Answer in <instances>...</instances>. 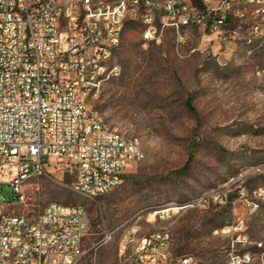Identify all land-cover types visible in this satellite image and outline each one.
I'll list each match as a JSON object with an SVG mask.
<instances>
[{"label": "rangeland", "instance_id": "1", "mask_svg": "<svg viewBox=\"0 0 264 264\" xmlns=\"http://www.w3.org/2000/svg\"><path fill=\"white\" fill-rule=\"evenodd\" d=\"M258 23L257 33L250 18H232L218 34L192 27L182 41L165 30L158 42H145L142 26L126 23L115 53L120 74L92 106L108 128L139 140L143 158L112 192L92 200L72 190L74 168L53 161L23 184L21 201L7 211L34 219L52 203L83 207L90 231L78 264H129L131 229L136 237L167 232L173 258L227 264L230 251H250L252 264H264L261 251L236 243L243 236L264 242V200L254 195L264 188V22ZM190 154L188 173L174 175ZM212 195L226 196L227 204L174 207ZM167 206L174 208L167 217L153 215ZM240 221L244 227L236 230ZM226 227L231 232L223 234Z\"/></svg>", "mask_w": 264, "mask_h": 264}, {"label": "built area", "instance_id": "2", "mask_svg": "<svg viewBox=\"0 0 264 264\" xmlns=\"http://www.w3.org/2000/svg\"><path fill=\"white\" fill-rule=\"evenodd\" d=\"M232 18H250L257 33L264 0H0V264H78L85 254L90 224L83 207L52 203L34 219L7 211L28 179L53 161L55 168L65 163L75 170L72 190L92 200L112 192L143 158L139 140L108 128L92 106L120 74L115 53L125 24H140L145 42H158L165 30L182 41L192 27L221 33ZM254 195L264 200V188ZM211 202L227 204L226 196L174 207L207 209ZM243 227L240 221L235 229ZM137 231L128 233L129 264H196L172 257L167 232ZM236 243L264 254V242L243 236ZM253 261L250 251L227 255V264Z\"/></svg>", "mask_w": 264, "mask_h": 264}, {"label": "trees", "instance_id": "3", "mask_svg": "<svg viewBox=\"0 0 264 264\" xmlns=\"http://www.w3.org/2000/svg\"><path fill=\"white\" fill-rule=\"evenodd\" d=\"M193 158H192V154L189 155L188 157V160L186 161L185 165L183 166L182 169L174 172V175L178 176V177H181V176H185L189 169H190V166H191V162H192ZM14 199L12 198L11 201H13Z\"/></svg>", "mask_w": 264, "mask_h": 264}]
</instances>
